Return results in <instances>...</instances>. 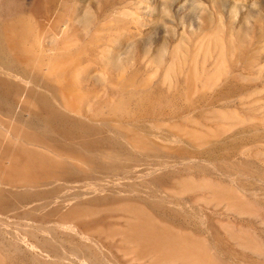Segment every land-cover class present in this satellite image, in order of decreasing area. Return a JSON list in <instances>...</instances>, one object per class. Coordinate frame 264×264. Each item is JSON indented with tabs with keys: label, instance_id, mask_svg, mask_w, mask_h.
<instances>
[{
	"label": "rangeland",
	"instance_id": "obj_1",
	"mask_svg": "<svg viewBox=\"0 0 264 264\" xmlns=\"http://www.w3.org/2000/svg\"><path fill=\"white\" fill-rule=\"evenodd\" d=\"M70 3L64 19L73 48L83 46L69 69L79 112L46 67L39 77L26 69L23 105L0 89V258L264 264V0ZM190 84L194 93L177 95ZM135 87L163 90L180 116L162 122L149 150L132 139L151 125L134 121ZM87 111L104 123L84 130ZM195 130L206 139L191 140Z\"/></svg>",
	"mask_w": 264,
	"mask_h": 264
},
{
	"label": "bare ground",
	"instance_id": "obj_2",
	"mask_svg": "<svg viewBox=\"0 0 264 264\" xmlns=\"http://www.w3.org/2000/svg\"><path fill=\"white\" fill-rule=\"evenodd\" d=\"M6 1L9 2V7L5 12L0 11V16H5L2 22H6L5 28L8 31V36L3 37L7 38L4 40L7 41L8 52L3 54L5 61L0 72L3 100L12 99L14 103L23 105V87L20 80L26 78V69L32 68L36 77H39L42 69L46 67V78L57 84L55 89L65 105L68 109L79 112V103L83 96L72 81L69 69L73 64L80 62L77 51H81L83 46L73 48V37L64 19V15L72 16L77 7L71 4L70 0H0V5ZM82 26L86 28L87 23L82 22ZM42 40L45 42L44 45L42 43V48H37L36 45L41 44ZM194 90V85L190 84L186 90L177 89L175 92L178 96L185 97ZM132 95L138 104L134 121H139V117H151V125L134 127L132 137L134 147L149 150L153 147L151 136L162 138L160 134L163 129L162 122L169 116L172 119V116L177 117V114L172 115V112L166 109L167 97L161 89L142 93L140 87H135ZM102 118L99 112L87 111L78 122L84 130H93L96 129L95 121L104 123ZM3 123L2 121L0 124ZM188 137L197 142L206 139L205 133L196 130L189 133ZM0 262L5 264L2 258Z\"/></svg>",
	"mask_w": 264,
	"mask_h": 264
}]
</instances>
